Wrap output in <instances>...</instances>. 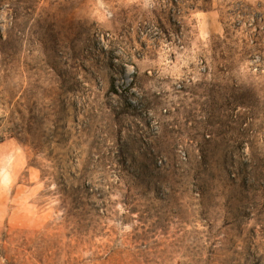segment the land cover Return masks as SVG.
Here are the masks:
<instances>
[{
  "label": "rangeland",
  "instance_id": "rangeland-1",
  "mask_svg": "<svg viewBox=\"0 0 264 264\" xmlns=\"http://www.w3.org/2000/svg\"><path fill=\"white\" fill-rule=\"evenodd\" d=\"M0 264H264V0H0Z\"/></svg>",
  "mask_w": 264,
  "mask_h": 264
}]
</instances>
